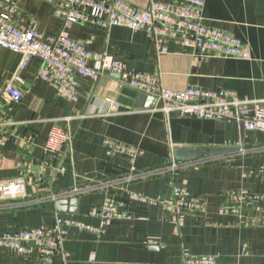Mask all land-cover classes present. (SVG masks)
<instances>
[{"label": "crops", "instance_id": "1", "mask_svg": "<svg viewBox=\"0 0 264 264\" xmlns=\"http://www.w3.org/2000/svg\"><path fill=\"white\" fill-rule=\"evenodd\" d=\"M0 1L14 5L18 23L36 20L42 32L60 30L61 21L53 15L56 0ZM124 1L143 9L169 0ZM202 16L204 24L239 38L249 58L200 60L173 38L159 53L146 30L122 26L104 30L76 24L70 35L83 41L92 34L89 49L157 76L164 88L230 91L250 101L239 112L251 117L254 106H264V0H204ZM18 60L16 53L0 49V183L21 177L26 188L25 195L0 209V236L51 226L59 214L49 201L52 195L71 190L76 182H105L103 189L66 197H79L78 212L61 214L103 226L89 212L112 196L131 218L113 219L99 235L70 229L53 264H181L185 254L214 256L219 264H264V132L245 131L228 119L166 115L156 108L154 96L119 85L112 74L79 78L78 100L69 101L37 77L42 66L37 58L15 82L22 97L13 101L4 87ZM53 126L70 130L72 138L49 153L44 146ZM105 138L140 152L110 155ZM175 187L205 198V213H175L130 198L139 193L165 203ZM240 190L256 198L235 199ZM224 206L230 209L221 212ZM38 256L36 248L18 255L0 245V264H38Z\"/></svg>", "mask_w": 264, "mask_h": 264}, {"label": "built area", "instance_id": "2", "mask_svg": "<svg viewBox=\"0 0 264 264\" xmlns=\"http://www.w3.org/2000/svg\"><path fill=\"white\" fill-rule=\"evenodd\" d=\"M204 0L153 1L146 8L134 7L124 0H56L54 17L60 19V30L56 34L42 32L36 20L18 23L14 19V5L0 1V49L10 50L19 56L16 70L5 84L4 94L11 100H19L22 92L15 82L21 81V73L27 69L32 59L41 61L37 77L50 85L58 96L69 101L78 100L79 78L97 79L106 74L117 77L121 86L131 87L138 92L156 98L159 111L166 115L176 112L180 116H192L206 119H228L235 121L245 131L264 132V106H254L251 117L242 116L240 108L250 101L237 99L227 90L211 91L195 86L181 90L164 88L158 77L128 69L122 60L105 52L88 48L94 36L78 41L71 37L70 30L76 24H86L93 28L109 29L122 26L133 30H146L159 53L166 51L169 39L188 49L194 57L203 60L212 55L230 58H249V51L236 36L203 23ZM108 109L115 106L107 99ZM70 130L53 126L45 142L44 150L53 153L68 146L71 141ZM103 145L110 155H137L140 151L131 145L105 138ZM176 165L172 164V167ZM107 183L93 182L80 186L77 182L71 190L54 194L49 201L66 198L81 193L103 189ZM25 183L16 177L0 183V209L9 206L7 201L25 195ZM235 199L256 198L246 190L235 193ZM130 198L138 203L162 204L175 213L189 212L204 214L206 200L197 195H189L181 188L173 189V198L165 203L139 194L130 193ZM221 207L220 211L229 210ZM90 216L100 218L103 226H95L67 215L56 214L51 226L20 228L5 231L0 236V245L25 255L36 248L38 264H53L60 242L70 229L96 235L105 232V227L113 219H129L130 215L120 210L112 196H106L104 202L92 207ZM260 221H253L259 224ZM262 221L261 223H263ZM181 264H219L214 256L183 255Z\"/></svg>", "mask_w": 264, "mask_h": 264}, {"label": "water", "instance_id": "3", "mask_svg": "<svg viewBox=\"0 0 264 264\" xmlns=\"http://www.w3.org/2000/svg\"><path fill=\"white\" fill-rule=\"evenodd\" d=\"M156 100L155 97H152ZM79 206V197L73 198H59L54 201V207L56 211L61 213H77Z\"/></svg>", "mask_w": 264, "mask_h": 264}]
</instances>
